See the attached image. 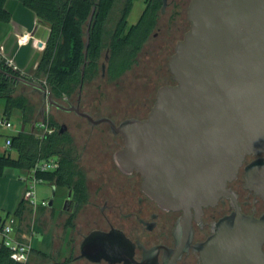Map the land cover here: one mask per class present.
<instances>
[{
    "label": "water",
    "instance_id": "obj_1",
    "mask_svg": "<svg viewBox=\"0 0 264 264\" xmlns=\"http://www.w3.org/2000/svg\"><path fill=\"white\" fill-rule=\"evenodd\" d=\"M188 17L190 31L169 61L176 85L159 89L144 121L130 119L116 128L113 120H96L79 104L55 100L43 83L15 78L41 96L42 124L52 108L75 113L93 126L110 124L126 145L116 155L118 166L137 170L144 177L143 190L161 207L185 212L214 205L245 158L264 154V0H193ZM86 36L87 55L90 27ZM102 68L105 72L106 64ZM85 69L86 64L83 79ZM66 131L63 126L60 133ZM53 203L54 196L49 206ZM104 237L94 233L83 255L97 260L92 255L101 250ZM228 239L236 243L234 254L248 248L241 245L249 241L243 235ZM217 243L215 238L214 250Z\"/></svg>",
    "mask_w": 264,
    "mask_h": 264
},
{
    "label": "flooded vegetation",
    "instance_id": "obj_2",
    "mask_svg": "<svg viewBox=\"0 0 264 264\" xmlns=\"http://www.w3.org/2000/svg\"><path fill=\"white\" fill-rule=\"evenodd\" d=\"M192 1L162 0L156 29L145 44L146 47L151 39L158 40L157 58L173 48L176 53L178 43L184 41L191 27L188 16ZM170 7L177 9V13L180 9V15L172 13L164 28L166 33H162L160 22ZM186 11L188 27L176 21ZM176 33L181 37L178 40ZM103 78L107 79L106 71ZM86 86L83 82L74 100L65 98L67 103L62 104H79L81 111L96 120L103 117L113 120L116 128L130 119L146 120L154 107L146 118L133 116L118 120L112 114H99V109L87 102ZM57 111L61 116L72 114L88 124L83 129V123L75 128L58 122L60 130L67 127L66 132L73 140L78 165L85 176V196L80 203L75 201L73 188L52 185L53 205L49 206L51 199H42L46 201L45 206L31 207L35 216H41L40 264H264V154L245 158L236 177L227 183L225 194L214 205L188 212L165 209L145 193L144 177L137 170H123L118 166L116 155L126 145L122 135L115 134L110 124L93 126L75 113ZM46 115L51 114L48 111ZM38 120L37 117L35 121ZM41 120L37 123L39 127ZM59 189L64 191V201L57 203ZM96 232L104 233L105 237L99 244L101 250L94 256L91 254L97 259L92 261L83 255V246ZM232 235H243L249 240L241 242L248 246L241 255L233 253L232 246L236 243L228 239ZM215 238L218 239L216 251L213 249Z\"/></svg>",
    "mask_w": 264,
    "mask_h": 264
},
{
    "label": "trees",
    "instance_id": "obj_3",
    "mask_svg": "<svg viewBox=\"0 0 264 264\" xmlns=\"http://www.w3.org/2000/svg\"><path fill=\"white\" fill-rule=\"evenodd\" d=\"M8 0H0V22L10 23L12 15L6 9ZM33 11L50 29L46 48L34 76L15 71L3 61L0 69V100L5 101V115L22 112L21 130L11 138L10 154L0 156V177L7 169L30 174L35 167L49 159L60 163L53 172H37L36 178L55 187L75 190V201L82 202L85 194V176L79 168L73 140L68 132L60 133V126L52 115H46L45 128L36 125L34 108L28 97L17 94L24 86L15 78L23 77L43 83L55 100L67 103L74 100L81 85L91 82L102 71L103 54H108L106 77L109 82L120 80L139 61L141 52L156 29L162 0H148L138 22L128 26V18L137 0H18ZM93 16L89 26L90 17ZM90 27V45L87 55V30ZM86 64L83 79V66ZM38 118L41 119L39 112ZM39 123V120L37 121ZM27 127L29 129L27 130ZM49 133L48 131H52ZM23 200L13 214L18 221L25 214ZM11 216V215H9ZM8 216V217H9ZM7 218V217H6ZM0 264H15L7 248L0 250Z\"/></svg>",
    "mask_w": 264,
    "mask_h": 264
},
{
    "label": "rangeland",
    "instance_id": "obj_4",
    "mask_svg": "<svg viewBox=\"0 0 264 264\" xmlns=\"http://www.w3.org/2000/svg\"><path fill=\"white\" fill-rule=\"evenodd\" d=\"M146 6V0H137L133 6V9L128 18V26L136 24L144 11ZM180 12V9H178ZM177 9L170 7L167 10L166 17L160 22V27L163 29L162 33H166L164 28L167 24V20L172 13H177ZM187 11L179 17H176V21H181L190 26L187 18ZM169 34H171L169 32ZM30 38H33L32 36ZM176 40L180 39V35L176 33ZM33 40L31 41V43ZM158 40L151 39L147 46L140 54L138 64L130 70L125 76L116 82H109L106 78H103V72L96 77L95 80L88 82L85 87L86 95L88 96V103L95 109H99V114L106 113L112 114L115 119L122 120L126 117L146 118L151 107L156 102V95L158 90L164 86L174 85V78L169 70L170 58L175 52L170 49V53L164 54L161 58L156 57L155 48L158 49ZM176 45V43H175ZM158 46V47H157ZM106 52L103 54L101 65L106 62ZM160 58V59H159ZM94 82V83H93ZM93 83V85H91ZM20 90L24 93L31 91L26 86H20ZM36 102L30 101L34 108V115L37 118L41 109V98L39 94H36ZM31 100V99H30ZM0 105L4 108L0 109V121H10L11 128L2 126L0 124V156L11 155L13 158H17V153L6 145V141L9 137H13L21 130L22 127V112L17 111L10 116L5 115V101L0 100ZM50 114L59 124H69L72 127H77L83 123V129L88 128V124L83 120H80L76 116L70 114L64 116L60 114L56 109L52 108ZM2 118V119H1ZM41 120V119H39ZM75 127V128H76ZM29 127H27V130ZM76 135V133H73ZM24 174V173H23ZM53 186L48 182L40 183L38 186L39 199L49 200L52 197ZM64 191L58 190L56 202L64 201ZM33 214L31 215L32 218ZM38 217V216H37ZM36 219V217H35ZM38 224L36 227H40L41 216L37 218ZM35 245L37 242L42 241L40 234L34 235Z\"/></svg>",
    "mask_w": 264,
    "mask_h": 264
},
{
    "label": "crops",
    "instance_id": "obj_5",
    "mask_svg": "<svg viewBox=\"0 0 264 264\" xmlns=\"http://www.w3.org/2000/svg\"><path fill=\"white\" fill-rule=\"evenodd\" d=\"M6 9L12 15V20L10 23L0 22V52L5 59L13 61L23 74L34 76L40 63L42 52L46 48L50 29L46 23L40 21L33 11L26 8L18 0H8L6 3ZM31 36L33 38H30ZM23 37L28 39L27 44H21V39ZM32 40L33 42L31 43ZM40 41L45 42L43 48L38 47ZM20 89L19 86L17 94L25 95L29 100L31 99L30 101L36 102V94L38 93L31 88V91H26V93L22 92ZM2 107L3 106L0 105V109ZM3 109L4 108H2V110ZM1 122L2 120L0 121V124ZM9 138L11 139L12 137ZM24 176L25 174L20 170L7 169L5 174L0 177V219H5L9 215H13L21 202L25 200ZM25 207L26 210L24 217L22 220H19L17 235L23 240H33L34 251L29 264H40V249L42 248V241L37 242L36 245L34 241L35 233L40 234V228L36 227L38 222L35 217L37 216H35L34 211H32V208L27 201ZM32 214L33 216L31 218ZM40 214L41 213H38V215Z\"/></svg>",
    "mask_w": 264,
    "mask_h": 264
},
{
    "label": "built area",
    "instance_id": "obj_6",
    "mask_svg": "<svg viewBox=\"0 0 264 264\" xmlns=\"http://www.w3.org/2000/svg\"><path fill=\"white\" fill-rule=\"evenodd\" d=\"M28 39L23 37L21 44H27ZM5 61L6 65L15 71H20L13 61L5 59L0 52V69L1 64ZM2 125L7 128H11L12 124L9 121L1 122ZM41 128H45L44 124L40 125ZM51 133L52 131H48ZM7 146L11 148L12 140L9 138L6 141ZM59 167V163L56 159H49L39 163L35 169L28 175L25 174L23 181L25 182L24 199L27 203L33 207L45 206L46 201L40 200L38 196V186L42 183L41 180L36 178V173H46L56 171ZM18 221L11 215L5 219H0V250L7 248L10 251V257L15 264H29L32 253L34 251L33 240H23L17 235Z\"/></svg>",
    "mask_w": 264,
    "mask_h": 264
}]
</instances>
